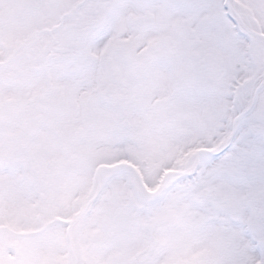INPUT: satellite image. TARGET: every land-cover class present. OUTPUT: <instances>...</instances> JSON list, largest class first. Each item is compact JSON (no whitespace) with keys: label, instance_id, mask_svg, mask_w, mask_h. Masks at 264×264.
<instances>
[{"label":"snow or ice","instance_id":"1","mask_svg":"<svg viewBox=\"0 0 264 264\" xmlns=\"http://www.w3.org/2000/svg\"><path fill=\"white\" fill-rule=\"evenodd\" d=\"M0 264H264V0H0Z\"/></svg>","mask_w":264,"mask_h":264}]
</instances>
